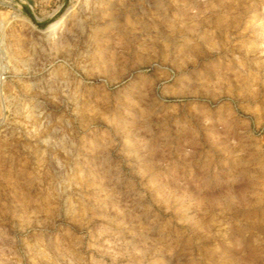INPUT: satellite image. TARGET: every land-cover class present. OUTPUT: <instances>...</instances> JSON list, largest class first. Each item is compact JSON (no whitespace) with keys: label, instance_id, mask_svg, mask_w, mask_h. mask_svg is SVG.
<instances>
[{"label":"rangeland","instance_id":"1","mask_svg":"<svg viewBox=\"0 0 264 264\" xmlns=\"http://www.w3.org/2000/svg\"><path fill=\"white\" fill-rule=\"evenodd\" d=\"M0 264H264V0H0Z\"/></svg>","mask_w":264,"mask_h":264},{"label":"bare ground","instance_id":"2","mask_svg":"<svg viewBox=\"0 0 264 264\" xmlns=\"http://www.w3.org/2000/svg\"><path fill=\"white\" fill-rule=\"evenodd\" d=\"M63 23V21L57 23L56 24H52L49 28H47V30H45L43 33L46 34H52L55 33L57 31V29L59 28V26Z\"/></svg>","mask_w":264,"mask_h":264}]
</instances>
